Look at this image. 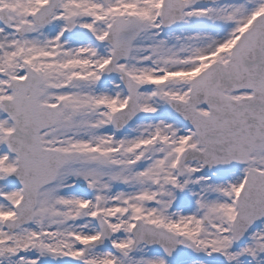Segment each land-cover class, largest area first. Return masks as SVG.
Segmentation results:
<instances>
[{"label": "snow or ice", "instance_id": "6c2138e0", "mask_svg": "<svg viewBox=\"0 0 264 264\" xmlns=\"http://www.w3.org/2000/svg\"><path fill=\"white\" fill-rule=\"evenodd\" d=\"M0 264H264V0H0Z\"/></svg>", "mask_w": 264, "mask_h": 264}]
</instances>
